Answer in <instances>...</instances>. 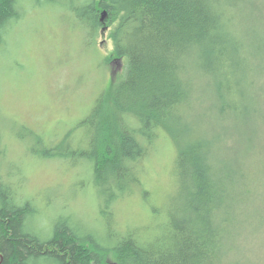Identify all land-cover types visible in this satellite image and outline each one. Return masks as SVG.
Here are the masks:
<instances>
[{"label":"trees","instance_id":"obj_1","mask_svg":"<svg viewBox=\"0 0 264 264\" xmlns=\"http://www.w3.org/2000/svg\"><path fill=\"white\" fill-rule=\"evenodd\" d=\"M36 1L74 11L95 48L106 32L112 52L102 56L103 64L123 63L122 75L78 125L87 139L76 147L60 144L67 145L62 157L90 162L94 187L104 197L101 212L112 220L114 203L139 180L136 165L159 129L178 150L180 199L165 230L147 239L128 229L110 243L79 220L73 224L69 214L44 236L33 225L39 206L19 199V187L0 172V264H110L109 255L114 264H245L229 263L225 248L236 231L239 188H251L255 135L258 129L264 135V0ZM25 13L22 0H0V47ZM204 78L240 140L235 168L215 163L214 139L188 118ZM35 152L51 156L48 147Z\"/></svg>","mask_w":264,"mask_h":264},{"label":"rangeland","instance_id":"obj_2","mask_svg":"<svg viewBox=\"0 0 264 264\" xmlns=\"http://www.w3.org/2000/svg\"><path fill=\"white\" fill-rule=\"evenodd\" d=\"M22 5L26 15L8 28L0 47V172L19 187V199H32L39 206L41 213L33 225L44 236L62 214L72 215L73 224L80 221L99 231L110 243L128 229H138L142 239L161 234L180 199L174 140L158 130L136 165L139 180L132 183L130 194L117 199L109 220V214L101 212L106 210L104 197L94 187L90 162L62 157V152L66 144L76 147L81 138L87 139V129L78 125L122 75L123 63L117 68L103 64L102 56L112 52L108 34L93 47L69 8L36 0H22ZM214 99L204 78L188 118L214 139L215 163L235 168L240 140ZM258 135L259 129L252 144L258 158L247 169L251 188H239L236 231L226 243L229 263L264 264V169H254L264 167V135ZM45 147L51 150L49 158L35 152ZM57 151L61 156L53 157ZM107 260L115 263L112 255Z\"/></svg>","mask_w":264,"mask_h":264},{"label":"water","instance_id":"obj_3","mask_svg":"<svg viewBox=\"0 0 264 264\" xmlns=\"http://www.w3.org/2000/svg\"><path fill=\"white\" fill-rule=\"evenodd\" d=\"M106 13H107L106 11L103 12V15H102V18H103V19L106 17ZM118 64H119V66H120V64H121L120 61L118 62Z\"/></svg>","mask_w":264,"mask_h":264}]
</instances>
